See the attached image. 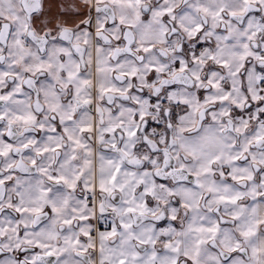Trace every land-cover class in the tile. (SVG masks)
Instances as JSON below:
<instances>
[{
	"label": "snow or ice",
	"instance_id": "1",
	"mask_svg": "<svg viewBox=\"0 0 264 264\" xmlns=\"http://www.w3.org/2000/svg\"><path fill=\"white\" fill-rule=\"evenodd\" d=\"M0 264H264V0H0Z\"/></svg>",
	"mask_w": 264,
	"mask_h": 264
}]
</instances>
